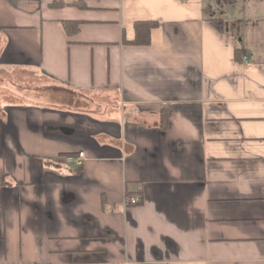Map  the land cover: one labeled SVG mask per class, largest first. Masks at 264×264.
Instances as JSON below:
<instances>
[{
	"label": "crops",
	"instance_id": "crops-1",
	"mask_svg": "<svg viewBox=\"0 0 264 264\" xmlns=\"http://www.w3.org/2000/svg\"><path fill=\"white\" fill-rule=\"evenodd\" d=\"M0 264H264V0H0Z\"/></svg>",
	"mask_w": 264,
	"mask_h": 264
},
{
	"label": "trees",
	"instance_id": "trees-1",
	"mask_svg": "<svg viewBox=\"0 0 264 264\" xmlns=\"http://www.w3.org/2000/svg\"><path fill=\"white\" fill-rule=\"evenodd\" d=\"M217 3L221 6L230 5L235 6L237 4V0H217ZM208 21L211 23V25L221 34L225 33V23L224 20L219 17L216 18L215 14H210L208 16ZM72 23H65V26L69 28V26ZM78 26V24H76ZM158 27V23L152 22V21H143V22H136L134 25L135 29V38L132 41H128L129 44L135 45V46H149L151 44V34L154 29ZM79 27H77L78 32ZM235 59L238 62L242 61L241 58V50L239 48L235 49ZM167 113L163 114V124L165 127H168L170 124L166 122V120L169 119V115H166ZM66 158V157H65ZM56 166H60V161L54 162Z\"/></svg>",
	"mask_w": 264,
	"mask_h": 264
},
{
	"label": "built area",
	"instance_id": "built-area-1",
	"mask_svg": "<svg viewBox=\"0 0 264 264\" xmlns=\"http://www.w3.org/2000/svg\"><path fill=\"white\" fill-rule=\"evenodd\" d=\"M86 161L85 153H79L78 155H71L66 157V162L69 165L82 166ZM139 200L137 198L127 199L126 205H137Z\"/></svg>",
	"mask_w": 264,
	"mask_h": 264
},
{
	"label": "rangeland",
	"instance_id": "rangeland-1",
	"mask_svg": "<svg viewBox=\"0 0 264 264\" xmlns=\"http://www.w3.org/2000/svg\"><path fill=\"white\" fill-rule=\"evenodd\" d=\"M210 2H212L213 4L217 3V0H209Z\"/></svg>",
	"mask_w": 264,
	"mask_h": 264
}]
</instances>
